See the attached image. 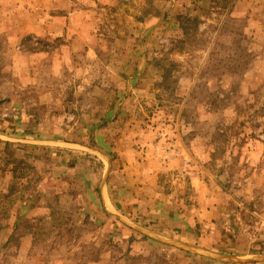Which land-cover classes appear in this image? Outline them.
Instances as JSON below:
<instances>
[{"label": "rangeland", "instance_id": "1", "mask_svg": "<svg viewBox=\"0 0 264 264\" xmlns=\"http://www.w3.org/2000/svg\"><path fill=\"white\" fill-rule=\"evenodd\" d=\"M37 1L0 0V264H264V0H58L41 35ZM120 154L160 220L97 203Z\"/></svg>", "mask_w": 264, "mask_h": 264}, {"label": "crops", "instance_id": "2", "mask_svg": "<svg viewBox=\"0 0 264 264\" xmlns=\"http://www.w3.org/2000/svg\"><path fill=\"white\" fill-rule=\"evenodd\" d=\"M45 1H37L38 11H36V15L41 18L37 19L33 23L36 33L40 35L43 33L42 28L47 26V22L50 23V26H52L54 22H58L56 21V17L54 18L52 16V13H54L52 10L59 6L56 5L58 0ZM45 10L50 12L49 19L42 18L41 14H44L45 17ZM4 122L5 121L0 120V123ZM117 150L119 151V149ZM125 155L120 154L116 160L112 161V163L110 162L112 168L109 169L108 172L106 169V171H103V175H106L104 181L102 180L99 185H95L96 189L98 188L99 191L97 203L104 211L108 212L114 218L118 217L120 219L122 217L123 219H128L131 217V220H134L135 218L132 219L133 215L140 211V209H143L144 217L148 214L147 217L149 219L160 220L162 218V214L160 213L161 210L157 209V205L159 204L157 201H152L151 197V194L155 192L153 188L155 175L146 172V174L143 175V179H141L140 176L142 175L132 171L131 168L134 166H139L141 168L144 167V164L137 162L136 165H133L134 160H128L130 157H124ZM90 178L91 176L88 174L87 180L91 181L92 179ZM144 221H148V219L146 218ZM157 225L160 226L159 223H157ZM152 228H156V226L150 225V228H148L149 230L145 228L141 229L140 227L141 230H145L147 233H150Z\"/></svg>", "mask_w": 264, "mask_h": 264}]
</instances>
